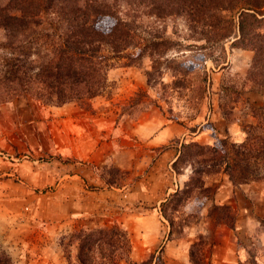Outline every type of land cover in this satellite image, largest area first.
<instances>
[{
  "label": "rangeland",
  "instance_id": "374dc122",
  "mask_svg": "<svg viewBox=\"0 0 264 264\" xmlns=\"http://www.w3.org/2000/svg\"><path fill=\"white\" fill-rule=\"evenodd\" d=\"M126 20L133 27L131 34L136 33L134 41L111 59L107 85L99 95L62 105L30 97L0 103V235L13 236L8 243L0 236V264H82L79 240L71 234L115 223L128 230L138 253L134 255L132 250L129 259H121L119 254L112 263L113 258L105 259L94 245L85 250L93 264H166L169 230L175 240L190 238V264H210L215 235L241 223L239 207L250 204L237 196L235 187L231 190L235 183L224 170L226 163L208 167L207 162L218 156L198 154L189 144L213 146L220 139L240 144L249 134L254 140L264 138L260 75L264 70L252 68L255 50L235 45V37L209 39L202 21L186 15L158 16L144 5L130 12ZM139 119L153 121L157 132L169 121L182 124L187 140L180 145L177 138L149 149L144 138L129 137ZM235 123L239 127L235 132H242L243 139L230 134ZM135 141L141 145L140 158L137 151L133 157ZM177 145L183 154L178 156V171L173 168V176L178 180L188 177L164 200L99 209L92 192L95 185L88 183V195L82 201L90 208L84 214L71 212L75 184L68 174L73 172V164L86 163L109 186L121 185L133 178L128 166L138 163L139 170L157 167L155 160ZM227 151L233 162V148ZM110 154L111 167L105 162ZM203 164L209 172L196 176L203 184L189 182L192 165ZM263 164L258 159L251 164V173L259 177L253 186L259 197L264 196ZM56 166L63 167L61 180L66 184L55 182L59 179L53 176ZM242 171L235 168L236 179L242 178ZM254 202L258 210L264 209V198ZM262 229L264 226L259 232ZM156 234L160 240L151 248L145 241ZM118 242L116 238V248Z\"/></svg>",
  "mask_w": 264,
  "mask_h": 264
},
{
  "label": "trees",
  "instance_id": "16d2710c",
  "mask_svg": "<svg viewBox=\"0 0 264 264\" xmlns=\"http://www.w3.org/2000/svg\"><path fill=\"white\" fill-rule=\"evenodd\" d=\"M141 5L158 16L186 15L202 21L209 39L237 38L235 45L255 50L252 68L264 70V0H9L0 2V103L30 97L62 105L99 95L107 85L111 59L134 41L136 33L131 34L133 27L126 19ZM260 75L264 85V71ZM254 139L249 134L240 144L220 139L213 146H189L197 148L198 154L218 156L207 162L208 167L226 163L225 172L240 184L259 180L251 173V164L257 159L264 163V138ZM230 148L236 155L233 162ZM180 157L173 164L176 171ZM238 166L243 170L241 179L234 175ZM205 167L192 165L189 182L199 183L196 176L209 172ZM71 235L79 240L82 264H93L85 250L94 245L105 259L119 254L129 259L133 250L131 236L120 223L79 229Z\"/></svg>",
  "mask_w": 264,
  "mask_h": 264
},
{
  "label": "crops",
  "instance_id": "0c3cea01",
  "mask_svg": "<svg viewBox=\"0 0 264 264\" xmlns=\"http://www.w3.org/2000/svg\"><path fill=\"white\" fill-rule=\"evenodd\" d=\"M153 124V121L147 123L139 119L135 123L133 132L129 137L133 136V139L137 137L144 138L143 141L149 149L159 147L164 143H170L177 138L180 139V145L184 139L187 140V132L182 124L169 121V123L163 125L158 132ZM230 129V134L235 133L236 135L234 134V137L243 139L244 136L242 132H235L239 129L236 123L233 124ZM118 135H120V133ZM133 146L136 148L132 149L133 157H135L137 151V155L140 158L141 153L139 151V146L141 145L135 141ZM179 147L178 145L175 148L171 146L168 150L164 151L162 155L155 160V163L158 164L157 167L139 170L138 163L137 165L128 166V174L133 178L131 182L121 185L112 184L109 186L106 179L86 163L79 162L78 164H73V172L68 174L73 181L72 183L75 184L72 185L73 188H75L73 192L75 195H71L72 200L69 202V205L72 206V208L70 207L71 212H73L74 215L84 214V212L90 208L88 204L82 201V199L86 198L88 195L86 194L88 183L95 185L96 191L92 192L95 193V207L99 209L118 207L124 203L134 206L147 199H151L155 203L164 200L166 196L171 193L170 191H175L177 188L181 187L188 177V174H186L178 180L176 176H173L175 170L173 169L172 163L178 158L181 152ZM167 155H169V159L166 158ZM105 162L110 165L109 167L114 164L112 154L107 156ZM151 162L152 160H150L147 165L150 166L149 163L151 164ZM118 166L123 168L120 164H118ZM56 171L57 172H55L53 176L54 178H59L55 179V182H58V180L63 179L61 176L65 173H63L62 166L57 167ZM254 182L255 181L240 183L238 186L237 184H232L231 190L234 191L235 187L237 189L235 192L237 196H241L240 198L247 200L250 205L239 207L238 221H241V223L236 225V229H230L231 231L227 229L224 230L225 234L221 235V232H218L215 235L214 241L211 243L212 251L208 256L210 264H264V229H262L261 232L258 230V228L264 226L262 223L264 221V209L258 210L257 204H254V201H259L264 198V196L259 197L258 194H256L255 188L253 187ZM61 183L66 184L67 181L63 183L61 180ZM261 189L262 193H264V184L261 186ZM243 223L247 225H242ZM244 226H248V228H244ZM0 236L1 240L3 239L5 243L11 242L13 239L10 233ZM150 237L153 239H147L145 243L147 245L151 243V248H154L156 246L154 244L160 240V235H150ZM190 242L191 240L189 237H187V239L175 240L173 234H171L169 230V245H167L164 250L166 264H190ZM137 253L138 248L133 247V254L136 255ZM55 264L64 263L57 261Z\"/></svg>",
  "mask_w": 264,
  "mask_h": 264
}]
</instances>
